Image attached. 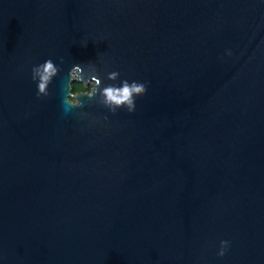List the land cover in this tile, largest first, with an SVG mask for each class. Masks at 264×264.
Returning <instances> with one entry per match:
<instances>
[{"label":"water","instance_id":"obj_1","mask_svg":"<svg viewBox=\"0 0 264 264\" xmlns=\"http://www.w3.org/2000/svg\"><path fill=\"white\" fill-rule=\"evenodd\" d=\"M88 61L132 111L64 112ZM0 264H264V0H0Z\"/></svg>","mask_w":264,"mask_h":264},{"label":"clouds","instance_id":"obj_2","mask_svg":"<svg viewBox=\"0 0 264 264\" xmlns=\"http://www.w3.org/2000/svg\"><path fill=\"white\" fill-rule=\"evenodd\" d=\"M86 40H81L82 45H86ZM63 58L58 57L54 61L48 57L36 62L30 67V79L35 84V95L37 97L48 96L50 94L49 85L54 77L61 71ZM90 82V87L85 89L83 84L79 85L76 91H70L71 81ZM146 91L145 82L135 77L121 75L118 69L111 68L101 79L95 65L91 62H73L67 69L66 78L61 85V104L65 113L72 108H80L83 101L78 98V92H83L91 99L99 97V102L109 111H116L118 107H125L128 111L135 108L136 94ZM71 106V107H68ZM107 119V117H105ZM230 245V241L221 238L218 241L216 255L223 256Z\"/></svg>","mask_w":264,"mask_h":264},{"label":"trees","instance_id":"obj_3","mask_svg":"<svg viewBox=\"0 0 264 264\" xmlns=\"http://www.w3.org/2000/svg\"><path fill=\"white\" fill-rule=\"evenodd\" d=\"M81 84H83V87H84L85 89H87V88L90 87V84L85 85L84 83H82V82H80V81H76V80H74V81L72 82V91H76L77 88H78V86L81 85Z\"/></svg>","mask_w":264,"mask_h":264}]
</instances>
